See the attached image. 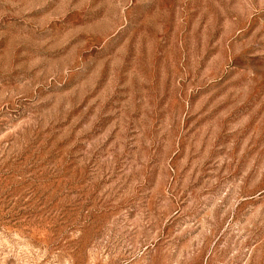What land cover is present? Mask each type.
Listing matches in <instances>:
<instances>
[{
  "label": "rangeland",
  "instance_id": "obj_1",
  "mask_svg": "<svg viewBox=\"0 0 264 264\" xmlns=\"http://www.w3.org/2000/svg\"><path fill=\"white\" fill-rule=\"evenodd\" d=\"M0 264H264V0H0Z\"/></svg>",
  "mask_w": 264,
  "mask_h": 264
}]
</instances>
